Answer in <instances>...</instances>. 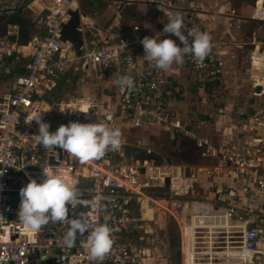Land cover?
Returning <instances> with one entry per match:
<instances>
[{
	"label": "built area",
	"instance_id": "obj_1",
	"mask_svg": "<svg viewBox=\"0 0 264 264\" xmlns=\"http://www.w3.org/2000/svg\"><path fill=\"white\" fill-rule=\"evenodd\" d=\"M77 1L48 0V6H38L30 18L25 16L28 23L40 24L42 34L21 40L19 25L7 21L6 31L0 36V76H10L12 64L20 71L12 91L0 98V264H155L153 255H145L132 243L136 226L154 222L155 207L164 210L178 229L177 262L165 264H264L263 221L252 208L256 200L252 188L264 190V157L251 160L232 151H218L206 137L189 132L188 138L202 158L217 159L212 169L205 170L218 173L227 168L239 183L241 196L232 194L215 206L204 200L185 202L197 182L195 174L189 168H173L160 161L150 149H142L137 156L121 149L109 150L99 160L81 162L62 149H45L37 141L39 125L32 120L36 113L50 124V132L69 122H103L120 131L123 127L151 125L182 129L167 108L173 83L163 70L153 66L155 62L137 61L134 47L145 37L139 27H133L134 37L129 40L79 22L76 32L81 37L76 50L71 41L63 40L71 12L78 9ZM104 1L114 4V12L118 13L124 5L152 7L166 23L170 16L180 15L186 36L188 30L209 34L211 50L203 61L190 53L183 56V66L200 84L216 82L223 74L221 50H243V44L214 39L197 13L179 0ZM23 5L30 9L26 0ZM18 9L9 0H0V18L11 20ZM254 17L264 19V10L258 16L254 13ZM188 39L191 43V37ZM250 46L249 96L263 101L237 112L243 124H251L256 132L253 141L263 149L264 40L251 42ZM115 69L119 78L130 76L134 88L122 91L116 84L113 105L109 107L100 86ZM69 71L75 83L90 87L91 92L73 100L53 95L56 83ZM45 168L76 186L81 202L67 206L63 223H49L39 233L30 234L17 217L19 190L30 179L41 182ZM178 209L181 217L176 215ZM146 211L151 212L150 220L144 218ZM81 217L87 219L89 228L107 224L110 229L113 245L102 260L90 258L84 246L88 232L77 234L72 247L62 243L70 222Z\"/></svg>",
	"mask_w": 264,
	"mask_h": 264
},
{
	"label": "crops",
	"instance_id": "obj_2",
	"mask_svg": "<svg viewBox=\"0 0 264 264\" xmlns=\"http://www.w3.org/2000/svg\"><path fill=\"white\" fill-rule=\"evenodd\" d=\"M26 1L27 5L30 6L28 10L26 5L22 6L23 0H9V3L19 6L18 14L25 15L27 18L37 12L36 8L38 6L49 5L48 0ZM179 1L187 9L197 13L198 19L214 39H225L229 42L243 44V50H236L233 47L221 50L220 54L224 61L223 74L216 82L206 83L205 85L197 82L194 73L183 66V62L173 63L167 71H164L174 87V90L168 96L167 108L174 115L175 120L181 123L182 129L175 130L171 125H151L138 129L123 127L120 149L132 156H137V152H141L142 149H150L160 161L173 168L191 169L197 182L185 202L204 200L218 206L216 205L218 201H227L232 194L241 196L239 183L227 168L218 173L207 172L205 169H212L217 164V159L209 156L202 158L199 155V149L188 138V133L192 132L198 136L206 137L209 144L218 151H232L242 158L251 160H261L264 157V148L260 149V146L253 141L256 135L255 130H253L250 123L243 124L241 117L236 112L237 110H248L253 103L263 101L262 98L252 99L249 96L248 86L251 77L248 55L252 49L251 42L264 40V37H262L264 31L261 28L259 29V26H264V19L259 20L254 17V13L257 11V0L254 3L246 2V0ZM77 2V12L81 24H94L111 32L112 36L124 37L130 40L134 37L133 27L137 26L144 36L154 37L157 33L163 31L164 24H166L164 18L159 16L154 8L148 6L137 5L136 7L142 9V11L137 10L140 17L133 19L122 15L121 9L119 13L114 12L115 5L104 0H100V2L108 5L105 9L101 5L102 8L92 9L81 0ZM83 6H86V9ZM261 7L264 10V0H262ZM108 9H112L111 15L108 14ZM232 11L235 14H232ZM248 18L255 21H248ZM232 21H234V24H231ZM6 24L7 22L0 18V36L5 33ZM34 34H42V28L39 23L29 22L26 29L21 30V40ZM164 38H171L181 46L174 36L165 34L161 36V39ZM134 51L138 63L146 64L150 62L143 58L145 53L142 44L135 46ZM239 55L247 59L244 69H237L236 67ZM12 67L14 69L12 74L3 78L4 83L1 85L3 87L0 89V98L12 91L15 78L20 73L13 64ZM118 78L119 71L115 69L100 86L109 107L113 105V95ZM58 82L63 86V92L55 91ZM58 82L53 89V95L56 97L62 95L64 98L69 97L73 100L75 97L91 92L90 87L75 83L70 71L62 76ZM215 84L214 88H210ZM208 92L212 94L208 96ZM219 95L224 97V102L219 103L217 101L216 97ZM214 107L218 108L217 111L214 110ZM173 133L177 135L176 142L184 141L186 143L178 150L170 145L174 140ZM164 143L165 146L162 147ZM184 154L187 157L186 160L182 157ZM252 192L256 196L252 208L263 221L261 227L264 237V190L259 191L252 188ZM144 217L146 220H150L145 214Z\"/></svg>",
	"mask_w": 264,
	"mask_h": 264
},
{
	"label": "clouds",
	"instance_id": "obj_3",
	"mask_svg": "<svg viewBox=\"0 0 264 264\" xmlns=\"http://www.w3.org/2000/svg\"><path fill=\"white\" fill-rule=\"evenodd\" d=\"M184 29L185 25L180 15L170 16L161 33L154 37L145 36L140 40L145 53L143 58L150 62L154 61L153 66L163 71H167L173 63H182L184 54L190 53L199 61H203L211 50L210 35L199 30H188L186 36ZM165 34L177 37L183 48L171 38L161 39ZM116 83L122 91L134 88V80L128 75L121 76ZM32 120L39 125L38 134L35 136L45 149H62L81 162L99 160L107 151L118 150L121 147L120 129L110 127L107 123L69 122L50 132V124L42 120L40 113H36ZM42 174L41 182L30 179L19 190L17 217L30 234L39 233L49 223H63L67 218V206H75L81 202L79 189L69 185L57 172L45 168L42 169ZM85 232H88V236L84 246L89 249L90 258L102 260L113 245L107 224L89 228L86 218L74 219L63 237V245L74 246L77 234L83 235Z\"/></svg>",
	"mask_w": 264,
	"mask_h": 264
},
{
	"label": "rangeland",
	"instance_id": "obj_4",
	"mask_svg": "<svg viewBox=\"0 0 264 264\" xmlns=\"http://www.w3.org/2000/svg\"><path fill=\"white\" fill-rule=\"evenodd\" d=\"M86 6L88 5L89 7H91L92 9H95L96 7H100V8H102L101 6H103L104 7V9L105 8H107V6L108 5H106L105 3H102V2H100V0H81ZM250 2V3H254V1L255 0H246V2ZM92 5V6H91ZM101 5V6H100ZM261 5H262V0H257V4H256V6H257V11H256V16H258L259 14H260V11H262V7H261ZM86 6H83V8L84 9H86ZM137 5H132V6H126V5H124L122 8H121V14L122 15H124L125 17H129V18H133V19H135V18H139L140 17V13L138 12V11H142V9H140V8H138V7H136ZM124 9H126V10H124ZM129 9H131L132 11H130ZM138 10V11H137ZM156 11V10H155ZM86 12V11H85ZM111 13H112V9H108V14L109 15H111ZM227 14V13H226ZM159 16H161L160 14H158ZM139 16V17H138ZM117 18V17H116ZM231 24H234V21H232V23ZM259 26V25H258ZM262 29V31H264V26H262V27H260L259 26V29ZM209 29V28H208ZM257 35V34H256ZM258 36V35H257ZM262 37H264V34L262 35ZM237 50V49H236ZM237 59V58H236ZM238 59H239V61H238V63H237V65H236V67H237V69H244V67H245V65H246V61H247V59L246 58H244V57H241L240 55H239V57H238ZM3 78H4V76H0V89L3 87V86H1L4 82V80H3ZM216 86V84L215 85H212L210 88H214ZM55 91H64L63 90V86L61 85V83H59L58 82V84H57V86H56V89H55ZM209 94H212V93H209L208 92V96H209ZM222 95H219L218 97H216V99H217V101L219 102V103H221V102H224V97H221ZM62 98V97H61ZM60 98V99H61ZM208 99H210L209 97H208ZM217 109L218 108H215L214 107V110L215 111H217ZM236 111V110H235ZM238 111V110H237ZM236 111V112H237ZM198 119H199V117H198ZM173 138H174V140L171 142V144L170 145H173L174 146V148L176 149V150H178L181 146H185V142L184 141H182V142H176L177 141V135L176 134H174L173 133ZM185 143V144H184ZM167 144V143H166ZM165 146V143L162 145V147H164ZM183 158H185V160H186V155L184 154L183 156H182ZM175 159H179V158H175ZM184 203V201H182V204ZM176 215H178L179 217H181V214L179 213V209L178 210H176ZM145 218V217H144ZM165 222V224L163 223V222ZM160 222L163 224V231L162 232H160L159 233V235H160V239L165 243V245H166V249H167V245H168V243H169V241H171V230H173V232L175 231V234H176V236L178 235V229H177V226H176V223L170 218V217H168V216H166V215H159V218H157V219H155L154 220V222H151V223H147V224H142L143 225V229H147V230H150L151 228L152 229H157L158 227L157 226H160ZM141 225V224H140ZM157 231V230H156ZM148 234H149V232H148ZM174 234V235H175ZM173 235V236H174ZM150 236L151 235H147V237L148 238H150ZM172 249H173V251L176 249V241H173V247H172ZM175 257H176V255H175Z\"/></svg>",
	"mask_w": 264,
	"mask_h": 264
},
{
	"label": "flooded vegetation",
	"instance_id": "obj_5",
	"mask_svg": "<svg viewBox=\"0 0 264 264\" xmlns=\"http://www.w3.org/2000/svg\"><path fill=\"white\" fill-rule=\"evenodd\" d=\"M144 214L147 215L149 219H151L150 211H146L144 212ZM142 227L143 225L136 226L132 238V243L143 253H145V255H153L155 260H161L163 261V263L174 261L179 253V237L178 235L176 236L175 231L173 232V230H171V241H169L167 245L168 247L166 249V245L160 239L159 235V233L163 231V224L161 222L160 226H157V229L151 228L150 230H145ZM147 235H151L150 238H148ZM173 241H176V249L174 251L172 249Z\"/></svg>",
	"mask_w": 264,
	"mask_h": 264
},
{
	"label": "water",
	"instance_id": "obj_6",
	"mask_svg": "<svg viewBox=\"0 0 264 264\" xmlns=\"http://www.w3.org/2000/svg\"><path fill=\"white\" fill-rule=\"evenodd\" d=\"M247 20L248 21H255L254 19H250V18H248ZM79 21H80V18H79L78 12L77 11L71 12V19H70L69 23L64 27V30H63V40L71 41L74 44L75 50L80 43L79 34L76 32V28L79 25ZM258 90H259V88H258ZM159 215H166V214H165L164 210H162L161 208L155 207L154 208V219L159 218ZM163 223H165V222H163ZM177 259H178V255L174 259L173 262L176 263ZM156 261L157 262H155V264H165L161 260H159V261L156 260Z\"/></svg>",
	"mask_w": 264,
	"mask_h": 264
},
{
	"label": "trees",
	"instance_id": "obj_7",
	"mask_svg": "<svg viewBox=\"0 0 264 264\" xmlns=\"http://www.w3.org/2000/svg\"><path fill=\"white\" fill-rule=\"evenodd\" d=\"M3 21H6V22L10 21L13 23H17L21 30L26 29V26L28 25V22L26 20L25 15L23 16V15H20L18 13H16L11 20H9V19L6 20L3 18Z\"/></svg>",
	"mask_w": 264,
	"mask_h": 264
}]
</instances>
